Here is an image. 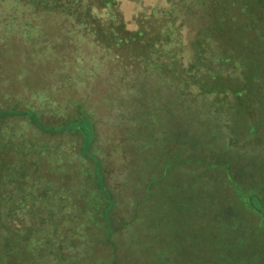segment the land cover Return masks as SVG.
I'll return each instance as SVG.
<instances>
[{
	"label": "rangeland",
	"instance_id": "374dc122",
	"mask_svg": "<svg viewBox=\"0 0 264 264\" xmlns=\"http://www.w3.org/2000/svg\"><path fill=\"white\" fill-rule=\"evenodd\" d=\"M101 2L87 25L58 0H0L2 220L46 188L82 233L45 264H264V3ZM92 12L150 32V59Z\"/></svg>",
	"mask_w": 264,
	"mask_h": 264
},
{
	"label": "trees",
	"instance_id": "16d2710c",
	"mask_svg": "<svg viewBox=\"0 0 264 264\" xmlns=\"http://www.w3.org/2000/svg\"><path fill=\"white\" fill-rule=\"evenodd\" d=\"M81 1L80 0L78 1L80 5H77V8H76L75 4L74 5H71V4L76 3L77 1L58 0V11H62L63 13H66V11L67 12L69 11V8L75 7L76 10L73 12L75 13L76 17L78 16L79 19L77 20H79V22L87 23V22H84L87 19V16L84 15L85 10L87 9V14L89 15L90 11L93 10V7L96 5V3H95V0H88L87 2H84L83 0ZM101 1L103 5L105 4L109 5L112 2V0H101ZM211 1L213 2V4L217 3V0H211ZM261 2L264 3V0H261ZM91 7H92V10H91ZM68 13L71 14L70 12ZM92 14H93L92 19L96 21L98 19V22L99 20L100 22L109 21L108 24L110 26L108 27L107 35L109 36L111 40H113L115 43H123L128 48H132L133 49L132 55H135V56L141 55L144 57L146 56L148 59H150L151 55L147 54L146 52L147 48H145L146 51L142 52L141 51L142 47L139 46V44L141 43L140 40L143 39V36L150 35V32H148L149 34H147L144 31H134V30L128 29L126 27L125 22L121 24L123 26H121L119 30L115 31L112 26L113 24L116 23L115 19L113 18L104 19L96 15L94 12H92ZM94 20H92L91 22L93 24L92 27H94V31L97 33L99 37V34H102L103 32L99 27H97L98 24ZM147 47H149L153 52L154 51L160 52V49L156 47L155 44L153 43L152 44L150 43V45H148ZM68 126L72 128L74 127V128L82 129L86 137L89 136L90 131H92L91 125L86 124L85 122L77 125L75 124V122L71 121L68 123V125L63 126L62 128L68 127ZM6 160L7 158L5 157V155L0 154V172L3 167L2 166L3 162H5ZM1 175H2V172L0 173V176ZM18 185H20L18 187L19 189L16 188V186L12 187V190L14 192L21 190V188L24 187L25 184L24 182H21ZM13 191L11 192L14 193ZM40 194H39L40 197L39 196L38 197L40 198V201L41 200L43 201L44 200L43 196H45L46 194V188L44 190H41ZM57 198H58V195H56V199H54L52 202H47V207H46V204L42 203V201L40 203L34 202L36 205H32V207H29L30 202L27 201V199L25 198H23L20 202H17L15 204L5 201L6 207L8 209L10 208V210L13 212V215L15 216H13L14 220L11 223L9 221L8 223L4 222L2 220V217L0 216V264H43V263L45 264V262L47 261L45 259L49 257L48 261H51L50 258H55L57 256L60 258L63 257V261L68 259L67 257L69 254H71V252L67 253L65 251L63 252L61 251V249L64 248L63 246L64 243L66 242L68 238H73L75 241L76 238L78 237V234L82 232H77L78 226L74 222L76 219L74 218V215L71 217L66 216L64 218L63 217L58 218L56 213L49 210L50 208L55 207L54 203L57 204ZM2 205H0V214L2 213L1 212ZM32 210L40 211L41 213L40 215L37 214L38 216L35 215V218H32L31 223L28 226L27 220L30 215L29 213H31V216H33ZM15 220L18 221V223L23 222V224L19 226H22V227L27 226V227L17 228V225L14 224ZM48 222H51V224H48V225H51V229H53V233L54 232L55 233L57 232V233L55 234L54 237H51L49 235H52V234L44 232V234L39 237L40 239H37L36 242L34 243V240L32 237L34 236L33 234H35V232L41 233L42 231L38 230V231L32 232L33 231L32 228L41 229V227H43V225L47 224ZM29 234H31V236H29ZM53 238H55L57 242ZM58 242L61 244V246L59 248H56V243ZM48 245H49V251H50L48 254L49 256H45ZM78 245H79V241L77 239L76 247ZM32 249L37 251L35 256L32 255ZM79 252H80L79 248H76L75 250H73V254L71 255V257L74 256L75 259L81 260V256ZM71 260L73 259L71 258ZM62 263L67 264L65 262H61V264Z\"/></svg>",
	"mask_w": 264,
	"mask_h": 264
}]
</instances>
